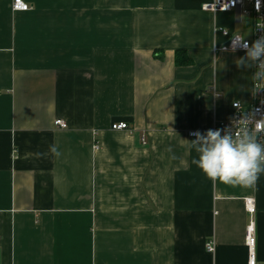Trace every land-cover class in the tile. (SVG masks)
Listing matches in <instances>:
<instances>
[{"label": "crops", "instance_id": "1", "mask_svg": "<svg viewBox=\"0 0 264 264\" xmlns=\"http://www.w3.org/2000/svg\"><path fill=\"white\" fill-rule=\"evenodd\" d=\"M24 1L0 0V264H249L252 224L264 264V175L213 181L188 149L253 104L254 69L221 32L251 40L253 18L212 0Z\"/></svg>", "mask_w": 264, "mask_h": 264}, {"label": "clouds", "instance_id": "2", "mask_svg": "<svg viewBox=\"0 0 264 264\" xmlns=\"http://www.w3.org/2000/svg\"><path fill=\"white\" fill-rule=\"evenodd\" d=\"M256 10H260L259 0ZM257 29L264 30V24H258ZM238 48L245 55L235 60L237 68L255 69L252 77L255 95L264 90V35L251 44L237 36L232 40L231 50L235 52ZM261 103L264 104V100ZM233 107L238 115L229 117L227 126L190 133L195 139L189 141L188 149L197 154L191 163L213 181L254 189L264 175V113L257 116L258 109H243L238 101H233ZM50 152L55 156L60 154L54 145L50 146ZM36 155L39 158L42 154Z\"/></svg>", "mask_w": 264, "mask_h": 264}, {"label": "built area", "instance_id": "3", "mask_svg": "<svg viewBox=\"0 0 264 264\" xmlns=\"http://www.w3.org/2000/svg\"><path fill=\"white\" fill-rule=\"evenodd\" d=\"M257 0H212L209 4L205 5L203 8L206 11H210L212 13H225L231 11H240L242 15L246 17H251L254 20L253 28H252V39L247 40L249 44L255 41L259 36L264 35V30L257 29L258 24H264V0H259L260 10H256ZM13 10L16 12H27L30 10V6L24 0H14L13 2ZM222 34L228 39L227 45L222 48V51H229L233 52L232 49V40L233 38L240 36L236 34H231L227 30H222ZM242 37V36H241ZM235 52H243L242 49H237ZM255 71V69H254ZM254 88V82H253ZM264 100V90L253 95V104L251 107L245 108L240 103L241 108L253 111L259 110L257 116L264 113V104L261 101ZM234 108V114L238 115L237 109ZM229 122H216L212 129L223 128L227 126ZM55 126L60 129H67V124L62 121L58 120L55 122ZM112 130L114 131H131L130 126L127 123H115L112 125ZM192 136V135H191ZM194 137V136H192ZM143 143L146 144L145 139H142ZM247 210L250 214L255 213V205L253 199L246 200ZM255 234V226L252 224L247 230V245L249 247L250 257H249V264H255V244L256 238ZM215 245L213 242L207 244V250L210 253L215 252Z\"/></svg>", "mask_w": 264, "mask_h": 264}, {"label": "trees", "instance_id": "4", "mask_svg": "<svg viewBox=\"0 0 264 264\" xmlns=\"http://www.w3.org/2000/svg\"><path fill=\"white\" fill-rule=\"evenodd\" d=\"M176 64L178 66H189L192 65V60L187 57L186 53L182 51L177 52ZM158 59H163V55L157 56Z\"/></svg>", "mask_w": 264, "mask_h": 264}]
</instances>
